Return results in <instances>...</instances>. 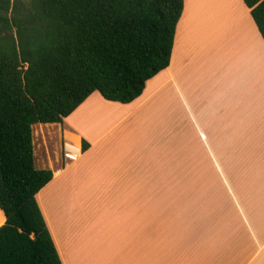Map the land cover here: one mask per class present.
<instances>
[{"label": "trees", "instance_id": "trees-1", "mask_svg": "<svg viewBox=\"0 0 264 264\" xmlns=\"http://www.w3.org/2000/svg\"><path fill=\"white\" fill-rule=\"evenodd\" d=\"M264 41V0H243ZM185 0H0V264H62L37 201L35 125L128 105L172 60ZM89 144L83 141V152Z\"/></svg>", "mask_w": 264, "mask_h": 264}, {"label": "rangeland", "instance_id": "rangeland-1", "mask_svg": "<svg viewBox=\"0 0 264 264\" xmlns=\"http://www.w3.org/2000/svg\"><path fill=\"white\" fill-rule=\"evenodd\" d=\"M211 1H195L196 23L192 22V25L193 31L196 27V32L192 33V63L189 62L187 45L183 50L180 49V54L183 53L175 64V83L168 81L172 72L168 75L167 70L163 71L156 78L159 88L151 93L152 84L147 86L145 99L139 109L131 110L128 106L117 104L125 107L121 109L127 116L104 137L106 140L103 147L114 152L109 160L72 166L71 170H65L67 172L61 181L52 183L60 186L53 191L57 208L60 207L57 194L61 198L64 192L76 193L79 195V207L87 210L92 208L97 214L93 219L97 220L98 211L101 214L105 212L112 200L107 196L96 198L92 194L109 190L107 186L110 178L122 172V163H134L140 171L143 170V186L137 185L135 177H126L127 185L123 190V183L119 181L115 189L118 191L117 195L125 199L127 210L133 209L135 215L143 213V218L133 219L134 225L145 227L147 224L149 230L157 227L162 230L164 226L173 225V228L160 232L159 235L157 232H150V238H158L157 240L164 242V250L180 251L181 257L185 258L192 254V234L198 227L201 229L197 230L202 233L207 231V235L213 234L214 239H220L221 216L212 214L211 209L230 207L229 201L219 198L223 193L220 186V165L206 163L204 153L200 152L204 150L203 143L199 136L192 133V124L203 127L200 120L203 115L210 135L238 132L239 139L242 140V144L239 143L242 146L240 158L243 160H251L254 139L258 143L259 137L264 136L262 38L248 9L243 7L242 14L237 2L239 0L235 5L238 12L233 8L232 13L228 10V4L225 5V0H218L220 16L214 14V7H209ZM244 26L251 30L247 36ZM111 123H106L99 116H90L80 126L96 130L108 128ZM43 127L49 126L35 125L33 135L43 133ZM227 130L230 132H226ZM113 138L119 143L124 141L127 149L130 146L128 151H131V161L124 154L120 157L119 152L112 150ZM48 139L46 147L34 138V152L39 169L62 158L58 142L50 137ZM77 146L80 147L78 144ZM106 156L109 157L107 154ZM99 158L100 156L95 157L93 161L99 162ZM44 191L41 194L42 203ZM147 195L150 212L154 209L155 213L148 211L146 223ZM99 218L107 220L109 215ZM194 226L195 229L192 228ZM84 234L91 242L102 239L100 231L95 230L92 234L83 232L81 236ZM103 236L107 240L109 233H104ZM156 250L150 247L149 255H153Z\"/></svg>", "mask_w": 264, "mask_h": 264}, {"label": "crops", "instance_id": "crops-1", "mask_svg": "<svg viewBox=\"0 0 264 264\" xmlns=\"http://www.w3.org/2000/svg\"><path fill=\"white\" fill-rule=\"evenodd\" d=\"M195 1L185 0L184 13L177 27L172 64L166 69L168 75L172 72V76L169 75L168 78V81L172 83H175V64L183 53L180 54V49L183 50L187 45L189 46V62L192 63V33L196 32V27L193 31L194 24L192 23L196 20ZM236 1L234 0L235 4ZM237 2L243 14V7H247L243 0ZM209 7H214L212 11L215 15H221V10L217 9V7L220 9L218 0H212ZM248 12L250 13L249 9ZM243 21L245 22L244 18ZM244 27L247 36L251 30ZM259 36L262 38L260 33ZM261 42L264 44L263 39ZM175 57L178 58L175 59ZM157 76L148 81L146 85L147 88L152 84L151 93L156 92L159 88ZM146 88L139 99L128 105H121L128 106L131 110L139 109L145 99ZM117 104L119 103L108 102L99 93H94L70 117L65 119L63 124L45 125L49 127H43V133H37L34 136L39 143H43L46 147H48V137L56 140L61 154H63L64 145L69 143L75 144L78 150L80 148L82 150L81 156L76 162H66L62 156L61 160L56 162L57 165H55L56 163L45 165L44 169L53 171L54 178L44 188L45 191L42 190L45 192L44 203L41 201L42 191L37 195L38 204L62 264H264V136L259 137L258 143H255L254 139L251 160L250 158L243 160L240 158L242 155V146L239 145V143L242 144V140L239 139L240 134L235 132L228 135L224 133L216 136L210 135L206 118L201 114L200 120L203 127L192 124V133L199 136V140L203 143L204 150L202 149L200 152L204 153L206 163H219L220 186L222 187L221 192H223L219 198L226 199L230 205L227 208L215 207L211 209L212 214L221 216L219 240L214 239L213 234L207 235V231L202 233L201 230H197L201 229L198 227L192 234V254L185 258L181 257L180 251L164 250L165 244L157 240L158 238L156 240L150 238V232H157L159 235L160 232L173 228V225L164 226L162 230H159L158 227L149 230L147 224L145 227L134 225L133 219L135 217L143 218V213L135 215L133 209L127 210L125 199L119 198L118 191H115L119 181L123 183L121 187L124 190L127 185L126 177L131 179L135 177L138 181L137 185L143 186L145 177L143 170L140 171L138 166H134V163H122L124 166L122 172L114 174L110 178L109 186H107L109 190L92 194L96 198L107 196L112 200L111 204L109 203L105 208V212L101 214L98 211L97 220L93 219L97 214L92 211V208L87 210L85 207H79L77 203L79 195L76 193L64 192L61 198L57 194L60 206L57 208L53 191L58 190L60 186L52 183L61 181L67 172L65 170H71L72 166H77L80 163H103V161L109 160L111 153H114L109 148L103 147L102 144L106 140L104 139L105 135L117 128L127 116L121 109L125 107ZM90 116H99V118L105 119L106 123H112L108 128H97L96 130L80 126ZM83 141L89 144V149L86 152H83ZM111 144L114 147L112 150L119 152L120 157H123L124 154L131 161V151H128L130 146L127 149L124 141L119 143L116 138L112 139ZM193 152L198 153L199 151ZM98 156H100V161L94 162L93 159ZM146 168H148V164ZM147 186L146 182V191H148ZM123 193L125 194V192ZM148 198L149 195L146 200V223L148 211L150 212ZM150 213H155V210L152 209ZM102 215H109V219L99 218ZM225 217H228L227 220ZM5 224L6 216L0 209V228ZM192 228L195 229L196 226ZM95 230L101 232V241L91 242L87 240V237H84L85 234L81 236L83 232L92 234ZM104 233H109L107 240L103 236ZM150 247L157 249L153 255H149Z\"/></svg>", "mask_w": 264, "mask_h": 264}, {"label": "built area", "instance_id": "built-area-1", "mask_svg": "<svg viewBox=\"0 0 264 264\" xmlns=\"http://www.w3.org/2000/svg\"><path fill=\"white\" fill-rule=\"evenodd\" d=\"M81 153V148L78 150L75 147V144L69 143L64 145L62 156L64 161L73 163L78 161L81 156Z\"/></svg>", "mask_w": 264, "mask_h": 264}, {"label": "bare ground", "instance_id": "bare-ground-1", "mask_svg": "<svg viewBox=\"0 0 264 264\" xmlns=\"http://www.w3.org/2000/svg\"><path fill=\"white\" fill-rule=\"evenodd\" d=\"M223 2H224V0H223ZM225 3L226 4H228L227 6H228V8H229V10H231V12L235 9L236 10V8H235V3H234V0H225ZM231 6V7H230ZM234 8V9H233ZM233 9V10H232ZM237 12H238V10H236ZM236 13V12H235Z\"/></svg>", "mask_w": 264, "mask_h": 264}]
</instances>
